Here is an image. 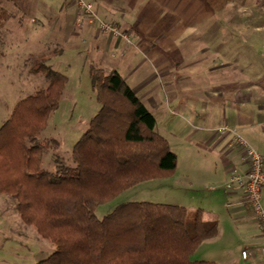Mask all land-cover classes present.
<instances>
[{"label":"trees","instance_id":"16d2710c","mask_svg":"<svg viewBox=\"0 0 264 264\" xmlns=\"http://www.w3.org/2000/svg\"><path fill=\"white\" fill-rule=\"evenodd\" d=\"M46 86L18 100L0 125V193L15 201L21 220L54 250L34 264H212L191 260L198 245L217 232L201 209L127 201L98 218L95 209L140 182L168 176L176 155L155 130V118L120 74L90 65L99 109L71 148V164L42 154L59 146L40 138L57 108L66 76L45 62Z\"/></svg>","mask_w":264,"mask_h":264},{"label":"rangeland","instance_id":"374dc122","mask_svg":"<svg viewBox=\"0 0 264 264\" xmlns=\"http://www.w3.org/2000/svg\"><path fill=\"white\" fill-rule=\"evenodd\" d=\"M261 1L188 0L181 7L179 0H175L166 11L168 23L162 24L164 14L157 15L159 17L157 23L153 24H156L154 29L169 33L174 46L172 50L168 48L170 51L167 55L173 64V78L176 75L178 78H174L176 81L171 85L167 84L168 81L162 82L158 75L155 78L153 59L138 54L140 64L134 72H130L132 74L126 83L135 90V95L154 116L155 130L165 136L170 150L176 153L177 166L168 176L140 182L112 200L98 205L95 209L98 218L119 203L127 201L175 203L187 208L188 213H193L198 208L205 212L215 211L216 196L224 195L221 191L223 183L220 184L219 179L210 173L206 175L201 165L204 164L209 169L215 168L216 158L206 151L197 156L190 155L184 143L185 135L190 130H204L207 127V123L200 119L198 121L196 117L193 119L187 111L189 107L195 106V98L201 96L203 90L183 87L184 72H193L198 67V62L186 64L190 61L185 58L189 55L188 51L196 49L198 32L212 37L215 30L213 15L221 18L258 17L261 16ZM54 9L57 10L51 7V13ZM48 13L50 11L43 6L42 0H0V125L8 118L18 100L46 86L43 75L31 71L35 63L42 61L50 64L52 69L66 76L58 106L50 113L46 127L39 135L44 139L54 138L59 143V146H52L42 154V165L50 170L53 169L54 155L62 157L66 164L72 163L71 148L98 111L99 103L91 84L88 56L74 51L69 41L59 36L68 31L70 24L62 22L61 18L55 23L53 17H47ZM245 20L243 18L236 30L231 29L227 23H222L221 32L226 36L228 32H236L238 43H241L237 45L238 50L244 49L245 42L239 37L240 32L246 31L243 29ZM254 44L252 52L257 55L258 49L264 48V45L260 46L255 41ZM104 70L107 72L106 68ZM203 100L206 106L213 105L207 98ZM199 174L204 175L203 179L197 177ZM14 204L12 198L0 193V215L6 216L9 223L5 232L0 234L5 238L4 247L0 251V264H34L52 253L54 246L48 239L41 237L32 225L21 220ZM11 241L17 246H13L10 252L8 245ZM20 243L30 247L26 248Z\"/></svg>","mask_w":264,"mask_h":264},{"label":"crops","instance_id":"0c3cea01","mask_svg":"<svg viewBox=\"0 0 264 264\" xmlns=\"http://www.w3.org/2000/svg\"><path fill=\"white\" fill-rule=\"evenodd\" d=\"M173 1L175 0H94L97 14L103 19L117 22L128 32L130 43L99 32L91 24L80 29L74 28L78 8L73 0H42V4L49 9L47 17H53V22L57 23L58 18H61L62 22L70 24L68 31L59 36L68 40L74 51L88 56L90 65L95 63L107 71L115 69L126 82L132 74L130 72H134L140 64L138 54H143L146 58L153 59L154 74L156 73L154 77L158 75L162 82L168 81L167 84L171 85L176 81L174 78H178L177 75L173 78V64L167 55L174 45L169 33L155 30L156 24H153L157 23L159 14H164L162 24L169 22L166 11ZM179 2L183 7V3H188V0ZM259 6L261 16L243 17L246 19L243 27L246 31L240 32L239 37L245 42L243 50H238L237 45L241 43H238L236 32H228L227 36L221 32L222 23H227L231 29L236 30L243 18L213 15L215 30L212 37L198 32L197 47L192 52L188 51L189 55L185 58L190 62L183 60L186 64L198 62L197 70L184 72L183 87L203 90V94L195 98V108L189 107L187 111L193 119L196 117L198 121L200 119L207 123L204 130H190L185 135V148L188 147L187 153L194 156L203 151L210 156L214 155L215 168L209 169L204 164L201 168L206 171V175L210 173L218 178L220 184L229 179L232 168L244 171L246 164L241 159L242 150L234 143L233 134L219 133L215 128L229 127L264 157V52H260L264 48L260 47L257 55L252 52L254 41L260 46L264 45V0ZM51 7L57 10L54 9L51 13ZM203 98L212 101L213 105L206 106ZM176 158L178 159L177 155ZM203 176L199 174L197 177L203 179ZM221 191L224 195L216 196L217 207L214 212H205L200 208L204 220L217 222V232L213 237L202 241L190 259L209 261L212 264H264V257L260 253L261 246H264V230L259 227L253 209L246 204L244 188L234 186L227 191L222 188ZM260 204L264 209V189L260 193ZM5 217L0 215V234L9 225ZM4 239L0 235V251L4 247ZM20 244L30 247L28 244ZM13 246L17 244L11 241L8 245L10 252ZM243 251L245 256H242Z\"/></svg>","mask_w":264,"mask_h":264},{"label":"built area","instance_id":"2783aa9c","mask_svg":"<svg viewBox=\"0 0 264 264\" xmlns=\"http://www.w3.org/2000/svg\"><path fill=\"white\" fill-rule=\"evenodd\" d=\"M78 8V14L75 18L76 29L84 27L86 24L94 25L99 32L118 37L127 43H130L128 32L121 28L115 22L101 18L95 8L94 0H73ZM219 133H232L234 143L242 150L241 159L246 164V169L240 171L237 168H232L229 179L223 184L224 191L231 189L234 186L244 188L246 204L253 209L258 220L259 227L264 230V209L260 204V193L264 189V157L254 148L249 146L242 138L234 133L227 126L217 128ZM260 253L264 257V246H261ZM246 253L243 251L242 256Z\"/></svg>","mask_w":264,"mask_h":264}]
</instances>
